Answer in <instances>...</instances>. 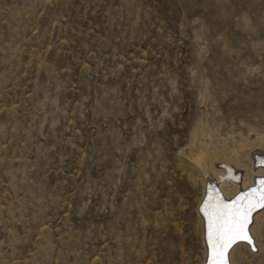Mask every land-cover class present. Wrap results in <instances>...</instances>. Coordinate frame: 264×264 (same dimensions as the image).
<instances>
[{
    "label": "rangeland",
    "instance_id": "rangeland-1",
    "mask_svg": "<svg viewBox=\"0 0 264 264\" xmlns=\"http://www.w3.org/2000/svg\"><path fill=\"white\" fill-rule=\"evenodd\" d=\"M211 147L264 156V0H0V264H202Z\"/></svg>",
    "mask_w": 264,
    "mask_h": 264
},
{
    "label": "bare ground",
    "instance_id": "bare-ground-1",
    "mask_svg": "<svg viewBox=\"0 0 264 264\" xmlns=\"http://www.w3.org/2000/svg\"><path fill=\"white\" fill-rule=\"evenodd\" d=\"M256 155L257 154L255 153L253 154V161L255 165L253 166L255 169H253V173H251L252 170H250L247 166L241 168L235 162L232 163L230 161H225L223 154L217 149H212V147L210 151H204L203 154H196V156L189 153L187 156L191 159V161L193 160L198 166H200L206 179V186L208 181H212L208 184L209 187H206L205 189L206 194L205 198H202V203H204L209 195H218L225 204H231L238 196H244L253 189H259L261 187V182L264 181V162L262 160V157L264 158V156L258 154L256 158ZM210 157L211 161L214 162L212 164L218 166V169H221L222 171L217 173L214 172L213 166L210 165L208 161ZM230 190H232V192H230ZM201 205L199 214L203 221L202 226L204 228L203 234L205 245V260L202 264H210V257L212 253L207 240L208 220L205 214L201 211L203 204ZM262 218H264V209L256 207L252 210L246 227V231L251 237V243L238 240L235 244H233L225 254L226 264H236L233 261L234 254L241 246L247 248L251 252L250 254L262 251V245L257 240V223H259L258 221Z\"/></svg>",
    "mask_w": 264,
    "mask_h": 264
},
{
    "label": "snow or ice",
    "instance_id": "snow-or-ice-1",
    "mask_svg": "<svg viewBox=\"0 0 264 264\" xmlns=\"http://www.w3.org/2000/svg\"><path fill=\"white\" fill-rule=\"evenodd\" d=\"M256 207L264 208V181L259 189L238 196L231 204H225L218 195L208 196L201 211L208 220L210 264H226L227 250L238 240L251 243L246 227L249 215Z\"/></svg>",
    "mask_w": 264,
    "mask_h": 264
},
{
    "label": "water",
    "instance_id": "water-1",
    "mask_svg": "<svg viewBox=\"0 0 264 264\" xmlns=\"http://www.w3.org/2000/svg\"><path fill=\"white\" fill-rule=\"evenodd\" d=\"M262 160H263V162H264V159H263V157H262ZM247 193V192H246Z\"/></svg>",
    "mask_w": 264,
    "mask_h": 264
}]
</instances>
